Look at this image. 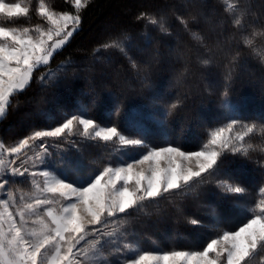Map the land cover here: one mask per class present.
Segmentation results:
<instances>
[{
  "label": "trees",
  "instance_id": "obj_1",
  "mask_svg": "<svg viewBox=\"0 0 264 264\" xmlns=\"http://www.w3.org/2000/svg\"><path fill=\"white\" fill-rule=\"evenodd\" d=\"M5 2L22 3L29 13L11 21L0 15V26L28 27L33 33L47 25L37 11L40 0ZM44 3L55 12L81 15V25L11 98L0 118L6 146L81 111L99 125L116 126L127 139L142 134L148 147L171 145L183 151L203 149L209 131L230 122V116L264 127V0H83L81 9L72 0ZM141 12L149 17L138 20ZM153 16L156 25L150 23ZM236 18L240 25H234ZM246 36L253 39L251 46ZM113 39L126 44L125 53L100 47ZM80 132L77 128L72 135L44 141L47 165L69 179L94 176L133 152L147 151L130 146L122 154L118 139L86 140ZM248 142L253 145L248 156L221 155L217 177L205 175L203 181L144 201L130 216L121 214L116 224L107 225L116 230L112 240L117 242L106 245L104 255L125 262L114 256L126 253L125 244L137 243L145 250H195L215 238L218 229L238 226L264 187V168L257 162L264 160V132L257 131ZM220 179L246 191L226 193L217 187ZM193 218L201 224L192 225ZM252 264H260L259 257Z\"/></svg>",
  "mask_w": 264,
  "mask_h": 264
},
{
  "label": "snow or ice",
  "instance_id": "obj_2",
  "mask_svg": "<svg viewBox=\"0 0 264 264\" xmlns=\"http://www.w3.org/2000/svg\"><path fill=\"white\" fill-rule=\"evenodd\" d=\"M74 5L76 9H81L82 0H74ZM37 11L41 17H46L48 22L55 25L54 30L37 28L36 35L33 36L28 27L19 29L0 26V118L6 115L11 106V98L30 84L34 71L41 65L48 64L81 25V15L63 12L57 16L46 8L44 0H40ZM28 13L29 7L22 6V3L0 0V15L8 21L27 16ZM146 17L149 14L141 12L137 19ZM181 22L186 24L183 20ZM150 23L156 25L157 19L153 16ZM233 23L240 25L241 19L236 18ZM69 25L73 27L69 28ZM160 27L166 30L162 20ZM260 34L254 32L253 36ZM193 36L199 38L195 33ZM124 39L127 41L130 37L125 36ZM244 41L247 45L253 44L250 37H244ZM100 47H111L125 53L127 46L124 42L113 39ZM132 67L135 69L137 64L132 62ZM178 103L179 101L173 103L169 110L175 109ZM229 120L226 126L210 130L203 149L195 152L181 151L179 147L171 145L148 147L142 134H137L139 138L127 139L116 126H101L94 118H87L83 111L80 115L65 118L55 127L31 132L15 146L6 147L0 142V174L24 176L28 173L31 176H43V187L33 181L36 189L41 193L58 194L67 201L58 211L46 209L45 215L51 224L38 216L32 223H39L40 227L28 228L26 213H35L41 205L59 201L36 199L33 203H24L13 213L9 211V200L13 197L9 195L7 200L0 198V207L3 209L0 211V264H108L104 249L106 245L115 244L116 241L104 238L116 236L117 233L115 229H102L109 224H116L121 214L130 216L132 210L138 209L144 201L161 197L164 193L180 189L197 179L203 181L205 175L217 177L221 174L223 163L220 157L226 151L249 155L253 145L248 140L257 131L264 132V127L244 124L236 116H230ZM77 126H82L79 134L86 140L108 143L114 141V138L118 139L122 154L130 146L145 147L147 151L133 152L126 159L118 161L120 166H105L94 176L76 179H69L66 173L59 171L53 174L49 171L29 172L28 168L21 170V167L13 166L15 159H8L25 153L40 141L41 151L34 158L28 156L27 159L44 164L48 152L44 141L48 138L60 139L65 134L72 135ZM192 159L197 161L195 170L182 164V161ZM257 162L264 168V160ZM140 165L146 167L137 170ZM8 183V179L0 180V190ZM217 187L226 193L239 194L246 191L244 187L233 186L226 179L218 180ZM259 196L255 206L248 209L250 215L234 228L218 229L215 238L210 239L206 246L195 250L160 251L142 249L137 243L125 254L126 264H252L258 257L260 264H264V187L259 189ZM16 216H19V223ZM190 223L198 226L201 221L193 218ZM89 235L96 236V239L88 240L84 247H78ZM116 251L120 249L117 248Z\"/></svg>",
  "mask_w": 264,
  "mask_h": 264
},
{
  "label": "rangeland",
  "instance_id": "obj_3",
  "mask_svg": "<svg viewBox=\"0 0 264 264\" xmlns=\"http://www.w3.org/2000/svg\"><path fill=\"white\" fill-rule=\"evenodd\" d=\"M72 1L74 3V0H72ZM50 11H52V10H50ZM53 12H55V11H53ZM55 13L58 16L59 14H61L63 12H55ZM70 14L76 15L73 13H70ZM61 26H62V22H61ZM72 27H73L72 25H69V28H72ZM37 28H40V29L45 30V31H47L50 28L54 30L55 25H52L50 22H48L45 27L38 26V27L33 28L34 32L33 33L30 32V34L35 36ZM227 123L221 125L220 127L226 126ZM77 128H80L81 132H82V126H77ZM77 128H75L73 130V132L75 130H77ZM0 142H2L1 139H0ZM40 143H41L40 141H37L30 149L26 150L25 153H21L15 157H9L8 159H15L16 163L13 166H19V167H21V170H23V168H28L29 172L39 173L40 171H49V172L55 174V172L47 165V162L44 164H41L39 161H35L34 159L33 160L27 159L28 156H32L34 158L36 153L41 151L39 148ZM15 144L10 145V146H15ZM6 147H9V146H6ZM165 147H167V146H165ZM200 150H202V149H200ZM200 150H195V151H200ZM181 151H183V150H181ZM195 151H186V152H195ZM25 161H26V163H25ZM178 162H180V161H178ZM182 164L184 167L192 168L193 170H195L196 166H197V161L195 159H192V160L182 161ZM109 166H120V165H119V163H116L114 165H109ZM144 167H146V165L137 166V170H139L140 168H144ZM2 179H8L9 183L5 185L4 189L0 190V198H4L7 200L9 195H11L13 197L12 200H9V211H11L13 213H15L19 207H22V205L24 203H33L34 200H36V199L47 198V199H50L53 201H59V203H53V204H49V205H41L38 209H36L35 213H26L25 219L28 221V223L26 225L28 228H32V227L39 228L40 227L39 223H37V224L32 223V221L37 220L38 216L42 217L44 219V221L47 222L48 224H51L50 219L45 215L46 209L52 208L54 211H58L63 204L67 203V201H65L58 194L53 195L51 193H41L40 191H38L36 189V187L33 184V181H35L37 184H39L41 187H43L44 186V177L43 176H40V175L31 176L28 173H25L24 176H11L7 173H4V174H0V180H2ZM10 182H12V183L10 184ZM21 198H23V199H21ZM13 204H15L16 206L13 207ZM0 211H3L2 207H0ZM16 220L19 223V216H16ZM89 227L91 228V227H100V226H89ZM102 230L112 231L113 229L108 230V228L106 227ZM95 239H96V236L89 235L88 237H86V241H81V244L78 245V247H84L88 240H95ZM104 239H107V240L108 239H111V240L117 239V235L113 236V237H105ZM113 245H116V243L111 244V246H113ZM125 245H128V244H125ZM134 246H136V245L128 246L127 248H125L126 253L122 252V251H124V250H122L119 255L114 256V257H118L116 259H122L125 256V254L128 253L129 248L134 247ZM105 257L107 258L108 264H113V262H116V261H113L110 259L111 256H105ZM118 264H126V261L122 262V263L118 262Z\"/></svg>",
  "mask_w": 264,
  "mask_h": 264
}]
</instances>
